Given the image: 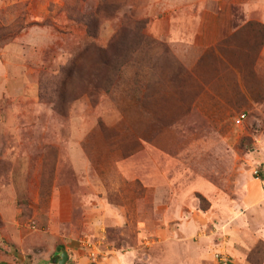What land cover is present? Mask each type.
<instances>
[{"label":"rangeland","instance_id":"374dc122","mask_svg":"<svg viewBox=\"0 0 264 264\" xmlns=\"http://www.w3.org/2000/svg\"><path fill=\"white\" fill-rule=\"evenodd\" d=\"M196 2L0 0V264H264V24Z\"/></svg>","mask_w":264,"mask_h":264},{"label":"crops","instance_id":"0c3cea01","mask_svg":"<svg viewBox=\"0 0 264 264\" xmlns=\"http://www.w3.org/2000/svg\"><path fill=\"white\" fill-rule=\"evenodd\" d=\"M258 2H256V5H257V9H259V12H260V19H259V22L263 23L264 24V0H257ZM165 4H180V3H183V4H189L190 6L193 7V10L194 11H203L205 9V3H198L196 2V0H164ZM193 3V4H191ZM251 5V2H246L244 4V7L245 9L248 10V7ZM221 9V8H220ZM185 18L187 19H184L185 21L184 22H188V23H184L183 24V27H187V28H195L196 26H201V23H202V18L198 19L196 17H193V18H188L185 16ZM169 22V21H168ZM173 20H170V23H169V26L172 27L173 25ZM202 26H204L202 24ZM174 27H180L179 25V21L177 20L175 22V25ZM196 29V28H195ZM195 29L193 31V35L197 34V31L195 33ZM206 36L204 37V39L206 38V41L207 42H217V38H216V32H213V34L211 33V36H207V34L209 33H205ZM187 37H191V35L189 34V36ZM208 38L210 40H208ZM261 55L263 56L264 58V44L262 46V50H261ZM200 91V87H179V91ZM178 91V90H177ZM161 127V126H160ZM148 129L149 127L146 128V134L148 133ZM156 129H159L155 136H157L158 134H161L160 132V129L161 128H156ZM154 136V138H155ZM259 136V135H258ZM148 137V136H147ZM150 139H153V138H150ZM259 147L260 149L264 152V133H262V136L259 138ZM69 154H70V160L72 161V166L74 168V172L76 173V175L78 176V174L82 177L83 176V173L84 171H86L87 173L90 172L92 170V163L91 161L88 159L87 157V154L86 152L84 151L83 147H82V144H81V138L80 139H77L75 141H72L71 142V146L69 148ZM126 172V171H125ZM80 181V179H79ZM82 182V181H80ZM53 200L55 201V194L53 195ZM114 212L117 211L118 212V208H114L112 209ZM87 224V223H86ZM72 237V235H71ZM73 239H76L75 237V234H73ZM66 239H70V237L66 238ZM70 241V240H69ZM76 247V243L73 241L70 242V246L68 247L67 246V251L69 252V255L71 256V252H76L77 250L75 249ZM57 251V249H56ZM75 256H77L75 254ZM50 259H53V256L51 258V255H49L48 257H44L42 260H41V263L39 262V264H54L53 261H50Z\"/></svg>","mask_w":264,"mask_h":264},{"label":"water","instance_id":"95a60500","mask_svg":"<svg viewBox=\"0 0 264 264\" xmlns=\"http://www.w3.org/2000/svg\"><path fill=\"white\" fill-rule=\"evenodd\" d=\"M57 254L60 255L57 264H64L69 259V252L63 247L57 248Z\"/></svg>","mask_w":264,"mask_h":264},{"label":"built area","instance_id":"2783aa9c","mask_svg":"<svg viewBox=\"0 0 264 264\" xmlns=\"http://www.w3.org/2000/svg\"><path fill=\"white\" fill-rule=\"evenodd\" d=\"M247 114L245 112L239 114L236 118H235V123L237 125H242L244 123V121L246 120Z\"/></svg>","mask_w":264,"mask_h":264},{"label":"trees","instance_id":"16d2710c","mask_svg":"<svg viewBox=\"0 0 264 264\" xmlns=\"http://www.w3.org/2000/svg\"><path fill=\"white\" fill-rule=\"evenodd\" d=\"M58 258V256L56 257V258H54V262H55V260Z\"/></svg>","mask_w":264,"mask_h":264}]
</instances>
